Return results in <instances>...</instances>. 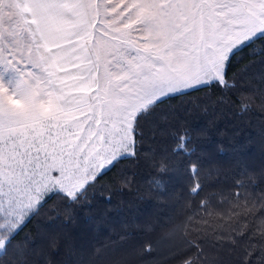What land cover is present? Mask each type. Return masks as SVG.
<instances>
[{"label":"trees","instance_id":"16d2710c","mask_svg":"<svg viewBox=\"0 0 264 264\" xmlns=\"http://www.w3.org/2000/svg\"><path fill=\"white\" fill-rule=\"evenodd\" d=\"M248 51L139 110L132 152L72 196L0 228V264H264V62Z\"/></svg>","mask_w":264,"mask_h":264},{"label":"rangeland","instance_id":"374dc122","mask_svg":"<svg viewBox=\"0 0 264 264\" xmlns=\"http://www.w3.org/2000/svg\"><path fill=\"white\" fill-rule=\"evenodd\" d=\"M81 1L93 24L73 40L69 30L54 44L44 39L42 19L61 1L56 8L47 5L44 17L35 7L38 0H0V61L25 74L17 78L19 86L45 91L26 75H40L37 65L45 58L63 67L62 78L76 77L64 89L70 105H9L0 111V228L7 231L50 192L72 196L114 159L131 153L139 110L166 94L223 79L224 57L264 27L256 9L230 14L234 22L225 25L216 15L222 0ZM75 41L83 53L72 63L87 71L88 88L61 59L65 44ZM0 97L12 99L3 82ZM5 239L0 236V251Z\"/></svg>","mask_w":264,"mask_h":264},{"label":"snow or ice","instance_id":"6c2138e0","mask_svg":"<svg viewBox=\"0 0 264 264\" xmlns=\"http://www.w3.org/2000/svg\"><path fill=\"white\" fill-rule=\"evenodd\" d=\"M221 9L216 15L221 19L225 25H231L234 21L229 18L230 14L237 13L242 9H256L257 14L261 16V22L264 23V0H222L217 5ZM245 49H249L247 55L250 57H260L264 62V27L260 31L253 32L246 38L241 40L234 48H232L221 65V75L226 77L229 69L232 66V57L237 52H244ZM40 75L35 73L26 74L30 79L34 78L41 85L45 86V91L42 93L33 92L32 90L19 86L18 77L25 75L21 74L18 69L9 64L7 61H0V82L5 83L12 95L10 101L3 97H0V111L5 110L9 105L22 106L27 109L35 108L39 104L51 103L63 108L66 105H70L69 98L64 97V89L68 87L66 80L75 79V76H66L62 78L59 73L63 72V67L57 65L55 62H49V59L45 58L37 65ZM248 66H245L242 71H247ZM231 87H235V80H233ZM50 89L51 91H48ZM62 97H64L62 99ZM2 207V206H0ZM3 217L0 216V219ZM17 233H13V236ZM12 237H10L11 239Z\"/></svg>","mask_w":264,"mask_h":264},{"label":"crops","instance_id":"0c3cea01","mask_svg":"<svg viewBox=\"0 0 264 264\" xmlns=\"http://www.w3.org/2000/svg\"><path fill=\"white\" fill-rule=\"evenodd\" d=\"M58 1H61V7L57 9V11H54L51 9L52 7L56 8V3ZM37 3H40V5H36V8L42 9L43 14L41 13L42 16H45V10L47 9V5L50 7V11L47 14L48 18L42 19L43 26H45L43 31V36L45 40L51 41L54 44H56L55 41H62L64 40L63 34H69V30L71 31V34L69 36V40L76 39L74 37V34H76L77 31H80L82 27L86 25H91L93 24L92 20H89L91 17L88 9L89 7L87 6V11L85 7V2L81 0H38ZM156 2V6H157ZM167 4V3H166ZM42 5V6H41ZM169 5V4H168ZM41 6V7H38ZM174 8L173 5H169L168 8ZM54 14H58V16H55ZM92 18V17H91ZM94 21V20H93ZM63 25L66 26V29L68 31H64ZM78 41V40H77ZM77 41L73 42V46L70 44H65L66 46L63 47L62 49V62L63 64H71L72 68L75 67V75L76 74H81L82 81H83V87L88 88V75L87 71L83 69H79L78 66H74L72 63L73 61L79 59L78 53L82 54L83 50L81 46H76L74 45ZM71 46V47H70ZM90 78V77H89ZM91 86V83H90ZM93 88V85L91 86Z\"/></svg>","mask_w":264,"mask_h":264}]
</instances>
